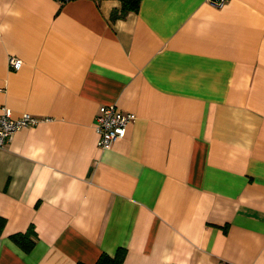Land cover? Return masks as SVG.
Listing matches in <instances>:
<instances>
[{
	"label": "crops",
	"instance_id": "obj_1",
	"mask_svg": "<svg viewBox=\"0 0 264 264\" xmlns=\"http://www.w3.org/2000/svg\"><path fill=\"white\" fill-rule=\"evenodd\" d=\"M121 7L0 0V113L44 119L0 150V264H264V0Z\"/></svg>",
	"mask_w": 264,
	"mask_h": 264
},
{
	"label": "built area",
	"instance_id": "obj_2",
	"mask_svg": "<svg viewBox=\"0 0 264 264\" xmlns=\"http://www.w3.org/2000/svg\"><path fill=\"white\" fill-rule=\"evenodd\" d=\"M227 0H208L216 7H221ZM8 63L12 68H20L22 62L19 59L10 57ZM136 115L132 112H122L115 105H100L95 117V130L98 134L97 146L100 149H108L117 139L123 138L128 124L133 122ZM44 120L33 116L30 113L23 112L14 116L10 109L3 107L0 113V150L10 140L12 134L17 129L33 125Z\"/></svg>",
	"mask_w": 264,
	"mask_h": 264
},
{
	"label": "trees",
	"instance_id": "obj_3",
	"mask_svg": "<svg viewBox=\"0 0 264 264\" xmlns=\"http://www.w3.org/2000/svg\"><path fill=\"white\" fill-rule=\"evenodd\" d=\"M61 1H65V0H61ZM137 9H138V0H122V7L120 13H117L116 11H112L111 17L112 19H115L116 17H122L129 10L136 11ZM3 225H4V219L0 217V233ZM32 234H34V231L32 226H30L24 232H15L11 234L9 238L22 251L27 253L32 249L34 245L33 240L30 238ZM125 252L126 250L123 247L117 248L113 255L102 252L99 254V256L97 257L96 261L93 264H125L124 262ZM75 264H87V263L78 261Z\"/></svg>",
	"mask_w": 264,
	"mask_h": 264
}]
</instances>
